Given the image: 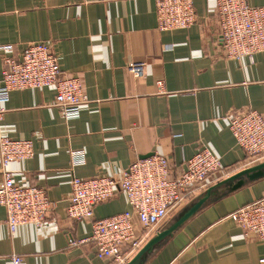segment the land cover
Here are the masks:
<instances>
[{
    "label": "crops",
    "instance_id": "obj_1",
    "mask_svg": "<svg viewBox=\"0 0 264 264\" xmlns=\"http://www.w3.org/2000/svg\"><path fill=\"white\" fill-rule=\"evenodd\" d=\"M194 3L195 24L161 30L155 0H0V45L11 46L5 53L50 43L61 74L78 76L88 97L72 118L56 105L53 86L12 90L2 104L0 136L31 140L34 149L8 169L16 183L45 188L52 206L42 225L11 232L0 204V264H14L12 254L20 264H113L97 257L93 220L68 215L73 176H119L154 152L166 155L177 175L202 145L231 174L246 167L229 114L264 112V51L226 57L216 1ZM134 61L145 63L143 75L129 71ZM75 151L83 152V163H73ZM3 177L0 159V182ZM263 196L264 178L212 202L145 264H264V241L246 237L229 217ZM130 208L117 189L95 206V218ZM70 238L87 240L71 244Z\"/></svg>",
    "mask_w": 264,
    "mask_h": 264
},
{
    "label": "built area",
    "instance_id": "obj_2",
    "mask_svg": "<svg viewBox=\"0 0 264 264\" xmlns=\"http://www.w3.org/2000/svg\"><path fill=\"white\" fill-rule=\"evenodd\" d=\"M222 38L223 54L242 59L264 51V4L251 5L248 0H215ZM158 28L185 29L197 21L194 0H155ZM11 46L0 45V119L2 104L15 89L53 86L56 105L67 118L78 116L88 101L86 89L78 76L62 75L58 56L48 42L30 43L18 56L5 51ZM129 71L141 76L145 63L134 61ZM230 129L237 143L245 150L244 166L264 161V112L253 108L235 110L229 114ZM31 140L0 136V159L3 181L0 182V204L6 207L11 232L20 225L40 226L51 209L45 188L18 184L8 169L9 163L33 156ZM84 162L82 151L73 153V163ZM231 175L221 158L202 145L185 161V168L172 173L169 158L159 152L135 160L119 176H73L68 215L76 220L91 219L90 240L96 246L100 260L126 264L149 238L195 193ZM117 189L127 196L130 209L104 218H95V206L109 199ZM231 217L248 238L264 241V196L231 212ZM87 239L69 242H85ZM14 264L22 258L12 254Z\"/></svg>",
    "mask_w": 264,
    "mask_h": 264
},
{
    "label": "water",
    "instance_id": "obj_3",
    "mask_svg": "<svg viewBox=\"0 0 264 264\" xmlns=\"http://www.w3.org/2000/svg\"><path fill=\"white\" fill-rule=\"evenodd\" d=\"M152 153L144 155L150 156ZM264 178V161L240 169L191 197L160 227L126 264H145L197 212L212 202Z\"/></svg>",
    "mask_w": 264,
    "mask_h": 264
}]
</instances>
